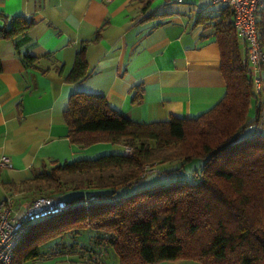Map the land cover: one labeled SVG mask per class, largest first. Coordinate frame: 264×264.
<instances>
[{
	"label": "trees",
	"instance_id": "trees-1",
	"mask_svg": "<svg viewBox=\"0 0 264 264\" xmlns=\"http://www.w3.org/2000/svg\"><path fill=\"white\" fill-rule=\"evenodd\" d=\"M261 8L258 30L264 48V4ZM33 24L16 17L9 27L1 28L0 35L13 36ZM215 26L227 91L196 117L137 122L110 107L103 95H72L65 118L74 143L111 142L131 147L133 152L53 163L39 172L27 186L38 194L47 192L39 196L64 198L70 190L87 193L64 198L68 209L34 222L12 264L39 258L45 244L69 232L79 234L84 247L80 254L94 264H104L109 253L119 264L177 259L201 264H264V133L241 138L248 127L264 124V103L258 104L251 118V102L259 96L243 61L233 21ZM83 50L78 51L67 75L70 81L89 76ZM35 60L25 57L26 63ZM197 159L203 167L196 182L172 178L145 182L149 175H172ZM175 163L179 166L174 167ZM132 188L134 192L128 194ZM120 191L125 194L118 195ZM102 198L110 199L102 202ZM79 199L85 202L76 205Z\"/></svg>",
	"mask_w": 264,
	"mask_h": 264
},
{
	"label": "crops",
	"instance_id": "crops-1",
	"mask_svg": "<svg viewBox=\"0 0 264 264\" xmlns=\"http://www.w3.org/2000/svg\"><path fill=\"white\" fill-rule=\"evenodd\" d=\"M147 1L0 0V30L16 17L34 22L0 35V161L6 155L13 164L0 168V199L11 197L24 210L37 194L27 186L45 167L115 151L111 142L71 140L65 112L74 93L103 95L137 122L196 117L225 96L215 24L233 21L231 10L211 0H151L144 9ZM82 47L89 76L73 82L67 75ZM27 55L36 60L26 63ZM260 102H251V118ZM71 238L45 244L39 258L23 264H94L78 253L79 237ZM104 264L119 263L109 253Z\"/></svg>",
	"mask_w": 264,
	"mask_h": 264
},
{
	"label": "built area",
	"instance_id": "built-area-1",
	"mask_svg": "<svg viewBox=\"0 0 264 264\" xmlns=\"http://www.w3.org/2000/svg\"><path fill=\"white\" fill-rule=\"evenodd\" d=\"M110 1V0H107ZM231 10L233 25L239 40L246 47L245 63L258 96L264 100V48L258 30V11L264 0H211ZM131 147L125 153L131 155ZM13 164L6 155L2 156L0 168H12ZM70 204L61 197L39 196L34 198L24 210L18 209L11 197L0 199V264H12L15 252L22 239L28 234L37 220L59 214Z\"/></svg>",
	"mask_w": 264,
	"mask_h": 264
},
{
	"label": "rangeland",
	"instance_id": "rangeland-1",
	"mask_svg": "<svg viewBox=\"0 0 264 264\" xmlns=\"http://www.w3.org/2000/svg\"><path fill=\"white\" fill-rule=\"evenodd\" d=\"M261 97L259 96V99L255 98L253 99L252 101V106H255L257 104V102L261 101ZM258 128L259 132L262 130L263 128V125L262 124H259L258 126L256 124L252 125L251 127H248L244 132L243 134L241 135V138H250L253 134V132L255 131V129ZM113 145L115 146L114 147V152L113 153H121L122 150H123V145L121 144H117V143H113ZM156 166L159 168V166L161 167L160 164H156ZM174 167H177L179 166V163H175L173 165ZM202 167H203V161L200 160V159H197V160H194L193 162L189 163V164H186L185 167H182L180 170L178 171H175L172 175H168V174H163V175H149L148 178L145 180L146 183H155L157 182L158 180L162 181V182H165V180H167V178H172L174 179L175 181L176 180H183V181H187L189 183H193V182H196L198 180H200L201 178V171H202ZM162 168V167H161ZM167 168V167H165ZM135 188H132V189H129L128 191V194H131L132 192H134ZM87 193L86 190H70V191H67L64 193V198H68V199H73L74 197L80 195L81 193ZM47 192L45 193H42V194H36V197H39V195H44L46 194ZM122 194H125L124 192H119L118 195H122ZM110 198H102L101 201L104 202L106 200H109ZM85 200H76L75 201V204L76 205H79L81 203H84ZM40 221H36L35 223H38ZM82 232H84L82 230ZM81 234V233H80ZM77 235H79L78 233H75V232H69V234L65 235V237H69L71 238V236H73V238L71 239H75V240H78L77 238ZM79 245V244H78ZM81 247L83 246H78L76 249L78 251V253H83V252H80V250L82 249ZM84 249V247H83ZM87 252V251H86ZM85 253V252H84ZM85 257H87V259H89V257L86 255Z\"/></svg>",
	"mask_w": 264,
	"mask_h": 264
}]
</instances>
